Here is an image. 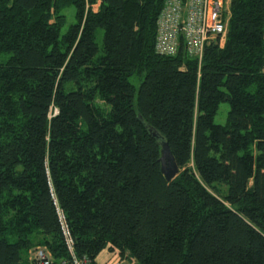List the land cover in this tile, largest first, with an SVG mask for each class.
I'll return each mask as SVG.
<instances>
[{"label":"trees","instance_id":"trees-1","mask_svg":"<svg viewBox=\"0 0 264 264\" xmlns=\"http://www.w3.org/2000/svg\"><path fill=\"white\" fill-rule=\"evenodd\" d=\"M165 1L0 0V264L69 259L62 223L91 262L264 264V0L200 60L157 54Z\"/></svg>","mask_w":264,"mask_h":264},{"label":"built area","instance_id":"built-area-1","mask_svg":"<svg viewBox=\"0 0 264 264\" xmlns=\"http://www.w3.org/2000/svg\"><path fill=\"white\" fill-rule=\"evenodd\" d=\"M164 5L157 29L165 34V39L157 45V50L160 52L169 54L175 51L176 37L180 30L185 35L186 49L193 56L199 55L203 44L209 42L215 35L225 38L229 11L226 0H167ZM169 23L175 27V30ZM62 228L71 257L57 264H90L89 259L74 256L72 242L67 237V228L64 223ZM99 260L102 261L99 264H136L135 259L120 255L115 248L105 250L103 257ZM29 262L30 264H56L52 262L49 252L42 246L30 250Z\"/></svg>","mask_w":264,"mask_h":264},{"label":"water","instance_id":"water-1","mask_svg":"<svg viewBox=\"0 0 264 264\" xmlns=\"http://www.w3.org/2000/svg\"><path fill=\"white\" fill-rule=\"evenodd\" d=\"M144 128L149 135H151L156 143L160 146V168L164 178L168 181L175 179L179 173V167L176 164L174 157L171 155L169 144L162 133H159L153 127L149 126L146 122L141 120Z\"/></svg>","mask_w":264,"mask_h":264},{"label":"bare ground","instance_id":"bare-ground-1","mask_svg":"<svg viewBox=\"0 0 264 264\" xmlns=\"http://www.w3.org/2000/svg\"><path fill=\"white\" fill-rule=\"evenodd\" d=\"M167 1V0H166ZM165 1V2H166ZM165 4V3H164ZM167 5V4H166ZM164 6L165 5H163V7H162V10L164 9ZM161 10V11H162ZM160 15H161V12H160V14H159V17H158V21H157V29H158V27H159V18H160ZM169 25L171 26V28L173 29V30H175V27L172 25V24H170L169 23ZM187 32H190V30H188V29H185ZM217 37H219V39L221 40V45H223L224 44V42H225V40H224V38L222 39L221 37H220V35H215L214 36V38H212V39H210V41L209 42H206V43H204L203 44V47H202V49H201V53L199 54V55H197V56H193V55H191L190 53H188V51H187V49H186V41H185V35H184V32L182 31V30H180V32H179V34L177 35V37H176V42H177V45H176V49H175V51L173 52V53H169V54H165V53H162V52H160L159 50H157V45H158V43L160 44L161 43V41H163L164 39H165V34L163 33V32H161V31H159V30H157V35H156V40H155V43H156V46H155V50H156V52H157V54L159 53V54H162V55H167V56H169V55H176L177 54V52H178V50H180V48L182 49V50H184L186 53H187V55L188 56H190V57H196V58H198L199 60L201 59V57H202V55H203V48H204V46H206V45H209L210 43H214V41H216V38ZM199 56V57H198ZM105 250H107V249H105ZM109 250V249H108ZM104 251V250H103ZM129 259H132V258H129ZM136 261V260H135ZM102 261H95L94 260V262H90V264H99V263H101Z\"/></svg>","mask_w":264,"mask_h":264},{"label":"rangeland","instance_id":"rangeland-1","mask_svg":"<svg viewBox=\"0 0 264 264\" xmlns=\"http://www.w3.org/2000/svg\"><path fill=\"white\" fill-rule=\"evenodd\" d=\"M65 12H66V17H67L66 18V25L62 28L61 32H64L66 30V28L68 27V25L72 24L75 21L74 11H73L72 7L67 8L65 10ZM97 33L98 34H97V37H96V41L100 44L101 37H102L101 30H98ZM136 86H137V84H136ZM228 110H229V108H228L227 103H225V102L220 103L219 106H218L217 113L213 117L214 122L217 123V124L218 123L224 124L226 122L225 118H226V114H227ZM28 256H29V254H28Z\"/></svg>","mask_w":264,"mask_h":264},{"label":"crops","instance_id":"crops-1","mask_svg":"<svg viewBox=\"0 0 264 264\" xmlns=\"http://www.w3.org/2000/svg\"><path fill=\"white\" fill-rule=\"evenodd\" d=\"M226 2H227V5H228L229 0H226ZM228 6H229V5H228ZM104 252H105V250L102 251V252H100L99 255L96 257L95 261H98L99 259H101V258L103 257V253H104Z\"/></svg>","mask_w":264,"mask_h":264}]
</instances>
